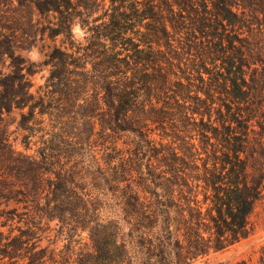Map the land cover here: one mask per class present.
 <instances>
[{
  "label": "trees",
  "instance_id": "trees-1",
  "mask_svg": "<svg viewBox=\"0 0 264 264\" xmlns=\"http://www.w3.org/2000/svg\"><path fill=\"white\" fill-rule=\"evenodd\" d=\"M130 2L111 0L82 45L72 0H0L11 69L0 125L28 109L22 143L36 147L14 152L0 127V198L18 202L26 227L0 264H197L251 233L264 200V0ZM18 5L52 14L46 30L66 45L48 54L38 95L16 54ZM43 222L63 250L32 242Z\"/></svg>",
  "mask_w": 264,
  "mask_h": 264
},
{
  "label": "rangeland",
  "instance_id": "rangeland-1",
  "mask_svg": "<svg viewBox=\"0 0 264 264\" xmlns=\"http://www.w3.org/2000/svg\"><path fill=\"white\" fill-rule=\"evenodd\" d=\"M143 4L144 8H149L150 0H138ZM135 0H131L126 6L134 4ZM73 6L76 7L77 19L72 26V34L77 43L86 45L88 33V24L92 25L95 20L104 18L112 9L111 0H72ZM152 7V6H150ZM142 8V6L140 7ZM164 12L163 17L169 16ZM100 20L98 23L103 22ZM54 22L52 14L41 15L33 6L20 8L18 5V49L16 54L26 62V66H32L35 71L34 76L30 78L33 87L31 92L34 95L42 94L46 80L50 73V67L45 65L48 59V54L55 47H65L63 45L64 38L57 37L50 38L49 32L46 28L50 23ZM150 24L149 20L143 22V25ZM89 25V26H90ZM144 31V29H142ZM190 58L193 57L190 56ZM26 67V68H27ZM182 71L176 68L174 72L178 77H189L190 70L182 65ZM26 71V70H25ZM0 72L9 74V61L5 64H0ZM185 72V73H184ZM199 75H197L198 78ZM208 79L207 76H205ZM185 86H189L187 81H183ZM191 90H197L201 85L196 81L191 82ZM193 94V93H192ZM28 113V109L18 110L13 109L9 113H4L2 116L1 129L7 137L8 144L11 149L18 153L26 155H35L36 147L26 150L23 145L24 131L20 127L22 114ZM199 121V118H198ZM163 135L162 132L158 133ZM167 134H171L167 131ZM159 139V137H156ZM169 140H165L167 144ZM15 191L18 190V181L13 180ZM8 190V189H7ZM9 193V192H6ZM15 196V195H14ZM14 198V197H11ZM23 212L22 207L18 206L15 199L0 198V258L6 251L5 245L13 238L18 237L20 228L25 229L24 221L19 223L18 214ZM26 218V217H25ZM251 233L248 238L231 246L230 248L212 253L207 258L198 261L197 264H262V257L264 258V200L258 204L255 212L250 218ZM36 236L32 242H37L40 248H47L49 250L61 251L66 245L64 236L58 234L55 222H43L40 226L35 227ZM10 237L9 239H7Z\"/></svg>",
  "mask_w": 264,
  "mask_h": 264
}]
</instances>
